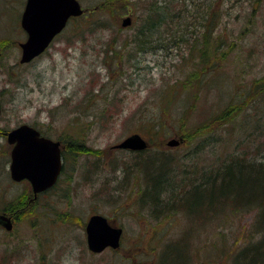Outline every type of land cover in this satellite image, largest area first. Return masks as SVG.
I'll return each instance as SVG.
<instances>
[{
  "label": "rangeland",
  "instance_id": "1",
  "mask_svg": "<svg viewBox=\"0 0 264 264\" xmlns=\"http://www.w3.org/2000/svg\"><path fill=\"white\" fill-rule=\"evenodd\" d=\"M78 1L84 9L83 16L71 20L42 55L29 63H20V44L26 40L20 20L26 0H0V130L7 132L27 124L39 129L43 136L60 141L62 151H66L67 123L71 119L77 124L82 121L79 134L83 141L78 144H83L86 150L75 157L70 154L64 157L55 188L33 203L24 205L26 200H20L13 210H18L17 216L9 215L10 231L0 226V264H202V260H207L205 264H233L227 256L230 249L243 247L240 243L247 240L253 212L229 222L223 240L212 239L217 234L212 228L201 230L195 239L188 236L189 243L195 242L188 248L187 255L190 252L191 256L186 262L184 246H180L182 254L179 246L170 247L184 238L187 228L180 206L172 204L169 211L164 208L152 212L150 206L140 201L143 174L128 170L133 162L148 160L158 151L172 153L174 147L166 145L172 138L180 140L178 147L182 152L178 150L179 153L191 150L195 143L185 142L187 136L181 134L189 132L194 125L193 114L199 106L210 108L203 117L210 116L240 95L234 102L240 114H252L254 119L262 115L264 42L259 34L252 35L245 28V15L250 10L248 2L239 17L237 7L223 14L219 32L227 43L234 42L233 50L222 62L218 77L211 80L209 75L205 76L201 87L196 86L201 98L195 101L193 114L188 111L191 114L188 123H181V114L164 101L173 81L186 80L184 73L191 63L181 57L189 49L183 43L175 46L168 37L170 30L161 33L159 30L151 38L154 41L151 47L136 51L135 43L127 44L140 25L129 12L132 7L126 13L119 9L118 14L105 8L100 11L99 4L103 6L105 0ZM111 1L115 8L118 0ZM188 1L199 4L204 0ZM126 17L131 19V24L125 28L122 20ZM262 19L264 9L259 20L254 21L256 28L261 26ZM177 34L180 39L183 29ZM125 41L127 47L119 52L123 56L113 55L111 47H122ZM210 81L212 88L206 92ZM256 82L262 85L257 87L261 89L254 90ZM236 85L243 87V91H235ZM187 96H180L179 101ZM217 98L222 107L212 106ZM179 107L181 112L182 105ZM78 112H84L81 119ZM132 134H139L146 141L145 153L137 156L135 152L113 149ZM263 138L260 134L250 136V146L242 148L243 151L249 148L248 158H254L253 154L258 152L259 157H264ZM5 140L1 133L0 212L2 203L12 199L16 203L20 193L28 189L27 183L13 185L5 173L9 164ZM170 155L175 156V152ZM5 213L8 217L9 213ZM92 214H100L112 226L122 228L117 250L106 248L100 253L88 250L85 226ZM70 216L74 222H70ZM211 230L215 232L213 237L209 236ZM213 243L218 247L225 243L227 252L219 251L215 255L210 250L207 255V248Z\"/></svg>",
  "mask_w": 264,
  "mask_h": 264
},
{
  "label": "trees",
  "instance_id": "2",
  "mask_svg": "<svg viewBox=\"0 0 264 264\" xmlns=\"http://www.w3.org/2000/svg\"><path fill=\"white\" fill-rule=\"evenodd\" d=\"M246 1L249 4L247 8L250 10L245 15V28L252 35L259 34L257 36L264 42V19L260 21L261 26L257 28L254 22L259 20L262 14L264 0H204L199 4L186 2V0H118L115 8L110 5L111 0H105L103 6L99 5L100 11L105 8L111 13L118 14L119 9L126 13L132 7L129 12L131 11L140 22L130 42L125 41L121 43L122 47L113 45L111 50L109 49L115 56H123L119 52L121 48L127 47V42V44L135 43L136 51L138 49L145 51V48L151 47L154 34L159 30L160 33L162 30H170L168 37L172 38L173 44L180 47L183 43L185 48L189 49L188 54L181 57L182 60L189 59L191 63L189 67L187 65L188 69L184 73L186 80L184 83L180 80L173 81L172 85L168 86L170 93L164 101L165 104L174 107L179 115L181 114L180 122L183 123L187 122L191 116V114L188 115V111H192L193 114L196 107L195 101L201 98V96L198 97L199 92L196 86H200L205 81V76L209 75L211 80L218 77L222 62H225L226 57L233 50L234 42L227 43L226 38L219 32L223 14L227 9L237 7L239 17V14L242 15V11L246 9ZM181 28L184 35L179 39L177 33ZM257 30H259L258 33ZM248 32L246 33L249 34ZM156 39L160 40L159 37ZM258 82L253 86L254 90L261 89L257 88L262 87ZM228 83L231 87L234 86L231 81ZM194 85L195 88H192ZM210 88H212L211 81L208 82L206 92ZM242 89L243 87L238 85L234 87L237 92ZM194 91L197 93L192 96ZM184 95H188L187 98L179 101V97ZM238 96L240 95H237L235 100L231 99L230 105H224V103L223 107L220 106L217 98L212 106L222 108L212 115L209 114L210 116L203 117V113H207L210 108L199 106V110L193 114L194 125L189 132L181 134L187 136L185 142L195 143L191 150L179 153V151L182 152L179 145L171 148L174 150L172 153L175 152V156L170 155L173 158L169 156L171 152L165 154L158 151L149 156L148 160L133 162L132 168L128 170L143 174L144 178L137 177L141 179L140 201L150 206L152 212L161 211L164 208L169 211L172 204L180 206L188 229L186 228L184 232V238L168 246L172 248L184 246L186 262L191 256L190 252L187 255L188 248L195 242L189 243L188 236H194L195 239V235H201V230L212 228L217 230V237L212 239L223 240V233L229 222L253 212L254 219L248 228L247 240L241 241L240 244L243 243L241 249L238 250L239 247L233 251L230 249V256L228 255L227 259L231 258L233 264H264V157H259L260 152L257 151L258 153L253 154L254 158H248L247 155L251 154L249 148L242 150L243 147L250 146V136L260 134L264 137V108L261 111L263 116L260 114L261 116L256 119L252 114L242 115L234 107V102L239 99ZM180 105L183 108L181 112ZM55 109L60 110L59 107ZM78 114L81 119V114L84 112H78ZM67 125L69 128L64 132L67 137L65 142L68 144L65 145L66 151H62L63 159L68 156L67 154L75 157L77 154L86 152L83 144L81 145L83 139L79 134L82 121L77 124L71 119ZM156 132L157 130L155 134ZM247 133H249L248 136ZM261 141L264 145V138ZM79 142L81 143L78 144ZM129 152H135L137 156L145 153L144 150ZM5 156H9L8 152ZM164 195H167L166 200ZM22 199L24 196L20 193L14 205L20 204ZM218 204L220 207H217ZM7 213L11 215L13 213L15 217L18 210ZM69 220L74 222L73 216H70ZM212 230L209 233L210 237H213L211 235L215 233ZM224 246L225 243H222L220 247L215 243L211 244L207 248V255L210 250L215 255L219 251L224 254L227 252ZM183 250L180 247L179 252L182 254ZM205 261L202 260V264H205Z\"/></svg>",
  "mask_w": 264,
  "mask_h": 264
},
{
  "label": "water",
  "instance_id": "3",
  "mask_svg": "<svg viewBox=\"0 0 264 264\" xmlns=\"http://www.w3.org/2000/svg\"><path fill=\"white\" fill-rule=\"evenodd\" d=\"M83 12L78 0H26L20 24L27 37L20 44V63H29L40 56L55 36L65 28L68 20L81 16ZM130 24L129 17L122 20V27ZM7 142L13 145L9 166L13 181L27 180L34 195L55 184L62 168L58 141L41 136L33 127L22 124L7 133ZM179 142L180 140L173 138L166 145L175 147ZM147 146L139 134H132L114 148L141 151ZM0 226L10 231V217L0 214ZM85 233L87 248L93 253H100L106 248L117 249L120 246L122 229L111 226L102 215L89 217Z\"/></svg>",
  "mask_w": 264,
  "mask_h": 264
},
{
  "label": "flooded vegetation",
  "instance_id": "4",
  "mask_svg": "<svg viewBox=\"0 0 264 264\" xmlns=\"http://www.w3.org/2000/svg\"><path fill=\"white\" fill-rule=\"evenodd\" d=\"M20 44V43H19ZM8 132V131H7ZM6 132V133H7ZM1 133H5V132H2V130H0V134ZM6 141V140H5ZM6 143H7V141H6ZM8 146H7V148H8V154H9V156H8V162H9V164H8V166H10V150H11V148H12V145H9V144H7ZM7 173L10 175V172H8L7 171ZM9 181L13 184V185H20V184H23V185H27L28 186V189H27V192H22V194H23V196H24V199L26 200L25 201V203H24V205H26V203H33V202H35L36 200H37V198L38 197H40L42 194H44V193H46L47 191H50V190H52V189H49V190H47V191H45V192H42V193H40V194H38V195H36V196H34L33 194H32V190H31V186H30V184L27 182V181H25V180H23V181H20V182H14V181H12L10 178H9ZM8 182V181H7ZM10 182H8L9 184H10ZM27 183V184H26ZM15 201H13V199L11 200V201H7V202H5V203H2L1 204V210H2V212H0V214H4L5 213V211L6 212H11V211H13L15 208H17L16 206L17 205H14L15 203H14ZM5 214H7V213H5ZM9 215L10 214H8V217H9Z\"/></svg>",
  "mask_w": 264,
  "mask_h": 264
}]
</instances>
